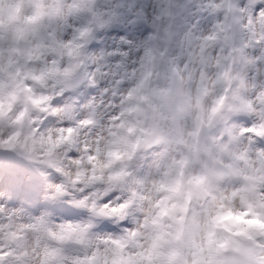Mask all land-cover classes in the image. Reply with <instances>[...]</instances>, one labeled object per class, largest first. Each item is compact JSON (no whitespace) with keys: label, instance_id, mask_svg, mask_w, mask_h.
Returning a JSON list of instances; mask_svg holds the SVG:
<instances>
[{"label":"clouds","instance_id":"clouds-1","mask_svg":"<svg viewBox=\"0 0 264 264\" xmlns=\"http://www.w3.org/2000/svg\"><path fill=\"white\" fill-rule=\"evenodd\" d=\"M0 264H264V0H0Z\"/></svg>","mask_w":264,"mask_h":264}]
</instances>
